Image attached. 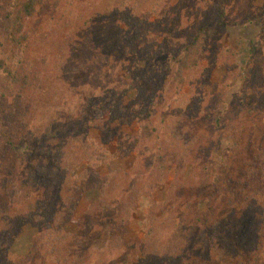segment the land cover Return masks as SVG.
I'll return each instance as SVG.
<instances>
[{
	"label": "trees",
	"instance_id": "obj_1",
	"mask_svg": "<svg viewBox=\"0 0 264 264\" xmlns=\"http://www.w3.org/2000/svg\"><path fill=\"white\" fill-rule=\"evenodd\" d=\"M65 1L0 0V264H264V40L215 42L228 25L264 37V0H96L86 20ZM204 61L226 72L219 103L243 83L232 117L207 108L199 129L182 101L209 84ZM144 197L147 231L128 240Z\"/></svg>",
	"mask_w": 264,
	"mask_h": 264
},
{
	"label": "rangeland",
	"instance_id": "obj_2",
	"mask_svg": "<svg viewBox=\"0 0 264 264\" xmlns=\"http://www.w3.org/2000/svg\"><path fill=\"white\" fill-rule=\"evenodd\" d=\"M262 1L263 0H257L256 4L261 5ZM95 2L96 0H66L64 4L69 6L71 3L72 7L70 8V12L72 13V15L80 14L83 17V19L86 20L92 13L96 12L94 5ZM63 15H66V13L64 12ZM83 23L84 20L82 24ZM238 39H243L247 42H256V41H263L264 37L261 35V31L259 30L258 27L255 26V24H244L238 26L228 25L225 29V32L222 33V35L218 37V39L215 42L219 47H223L225 49L229 47L234 48L235 42ZM202 65L206 67L205 69L208 70L206 75H210L209 84L206 85L207 87H204L205 88L204 91L201 90L202 87L205 86L204 80H202L199 84L197 85L195 84L193 87L191 86L190 88L186 89L185 91L186 98L182 101L185 112V116H183L184 124H188L191 114H194V120L198 117V120L196 121V126L199 127V129L206 128L205 125L207 122V114L209 111L208 109L215 110L212 113L214 114L213 116L215 117L214 119H216L218 116H228V117L231 116V113L234 111L233 98L241 92L242 83H243V80L242 81L240 80V82L239 80L235 82L232 81L227 82L228 87L225 89V99H224L225 101L219 103L218 95L221 92L220 89L223 88V84H224L223 82L226 77V72L223 68L219 66L213 67L212 65L208 64L205 61L203 62ZM132 99L126 103L127 104L131 103ZM228 121L229 122L227 123L230 124L231 122L230 118ZM174 122L175 120L173 119L169 121L170 124ZM121 130L122 133L124 132L129 136L135 137L138 131V127L132 124L130 127H123V129ZM90 134L91 137H94V132L91 131ZM101 143L102 142H99V145H102ZM231 146L232 143L223 142V144L219 149L218 154H222L223 152L225 154H228L227 150H229ZM140 147L144 148V147H148V145L143 143ZM110 149H112L111 152L113 154L115 153L116 156V162L113 163L112 165L113 169H123L125 172H129L133 164V158L123 159L122 154L117 150L115 143L111 145ZM190 175L191 174L189 170L185 175V179L189 178ZM170 180L172 182L173 176L170 177ZM168 189H169L168 187H163L156 192V199L159 202L167 198ZM99 195L100 193L95 190L85 193L80 198L76 211V216L74 218L75 221H78L80 218L83 217L88 207L98 199ZM35 203L36 202L34 200L30 202V211H33L35 209ZM149 209H150V200L149 198L144 197L139 204L137 212H135V214L133 215L132 224L131 227L129 228V233L127 235L128 240L136 241L143 239L148 227ZM76 229L77 228L75 224H69L65 228V232L75 234L77 232ZM103 232L108 233L109 229L108 228L104 229ZM35 235H36L35 230L26 229L23 232V234H21L20 237L16 239L11 249V253L17 257H24L29 252ZM102 238L105 241L108 238L107 234H104Z\"/></svg>",
	"mask_w": 264,
	"mask_h": 264
}]
</instances>
